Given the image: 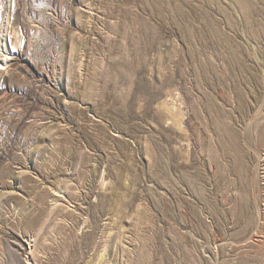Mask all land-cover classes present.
Wrapping results in <instances>:
<instances>
[{
	"label": "rangeland",
	"instance_id": "obj_1",
	"mask_svg": "<svg viewBox=\"0 0 264 264\" xmlns=\"http://www.w3.org/2000/svg\"><path fill=\"white\" fill-rule=\"evenodd\" d=\"M0 264H264V0H0Z\"/></svg>",
	"mask_w": 264,
	"mask_h": 264
},
{
	"label": "bare ground",
	"instance_id": "obj_2",
	"mask_svg": "<svg viewBox=\"0 0 264 264\" xmlns=\"http://www.w3.org/2000/svg\"><path fill=\"white\" fill-rule=\"evenodd\" d=\"M3 58H5V57L3 56Z\"/></svg>",
	"mask_w": 264,
	"mask_h": 264
}]
</instances>
